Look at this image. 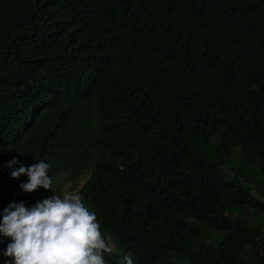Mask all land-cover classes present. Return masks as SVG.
Wrapping results in <instances>:
<instances>
[{"label": "trees", "instance_id": "obj_1", "mask_svg": "<svg viewBox=\"0 0 264 264\" xmlns=\"http://www.w3.org/2000/svg\"><path fill=\"white\" fill-rule=\"evenodd\" d=\"M81 177L106 264H264V0H0V209Z\"/></svg>", "mask_w": 264, "mask_h": 264}, {"label": "clouds", "instance_id": "obj_2", "mask_svg": "<svg viewBox=\"0 0 264 264\" xmlns=\"http://www.w3.org/2000/svg\"><path fill=\"white\" fill-rule=\"evenodd\" d=\"M16 164L19 167H12ZM7 166L13 178L26 175L19 185L25 192L52 187L49 165L43 160L25 166L13 156ZM5 239L0 255L7 259L0 264H106L104 253L111 252L95 213L78 192L55 191L29 206L9 202L0 209V243ZM123 264L134 261L125 256Z\"/></svg>", "mask_w": 264, "mask_h": 264}, {"label": "rangeland", "instance_id": "obj_3", "mask_svg": "<svg viewBox=\"0 0 264 264\" xmlns=\"http://www.w3.org/2000/svg\"><path fill=\"white\" fill-rule=\"evenodd\" d=\"M59 178H60V180L65 179L64 176L59 177ZM86 178L87 177H81L79 179V181L77 183H75V184L72 181H69V180L66 181V183L64 185V193L63 194H65L66 192L67 193H73V192H78L79 193L80 188H81L82 184L84 183V181L86 180Z\"/></svg>", "mask_w": 264, "mask_h": 264}]
</instances>
